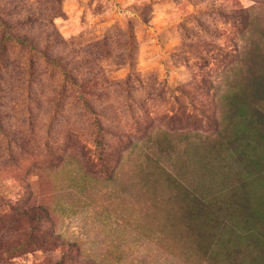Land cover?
<instances>
[{"label":"rangeland","instance_id":"1","mask_svg":"<svg viewBox=\"0 0 264 264\" xmlns=\"http://www.w3.org/2000/svg\"><path fill=\"white\" fill-rule=\"evenodd\" d=\"M0 19V264H264V217L187 221L168 188L240 184L230 103L264 76V0H0ZM250 191L264 215V176Z\"/></svg>","mask_w":264,"mask_h":264},{"label":"trees","instance_id":"2","mask_svg":"<svg viewBox=\"0 0 264 264\" xmlns=\"http://www.w3.org/2000/svg\"><path fill=\"white\" fill-rule=\"evenodd\" d=\"M23 40L20 41L23 43L25 42ZM44 57L49 59L48 55H44ZM65 77L68 82L77 84V79L69 73L65 72ZM250 96V101L247 104L239 103L237 100L230 103L233 117L236 120L232 124L233 142L236 143L237 150H240L238 154L242 156L243 172L239 177L240 184L235 185L230 194L223 197L219 191L211 194L191 190L184 182H177L176 178L168 173V188L175 196L174 198L178 197L184 205L187 221L201 224L222 223L233 217L239 219L237 211H240L239 214L245 223L244 230L247 233L252 230L250 235L252 236L256 223L263 221L264 217L254 209L250 191V182L254 173L264 176V76L256 78ZM241 119L246 121L248 128L242 129L238 125V121ZM97 145L101 146L100 141L97 142ZM254 156L258 157L254 158ZM162 169L165 171V168ZM238 234L241 235V233ZM262 238L264 241V237ZM256 239L260 240L261 237L258 236ZM261 245L264 246V243Z\"/></svg>","mask_w":264,"mask_h":264}]
</instances>
